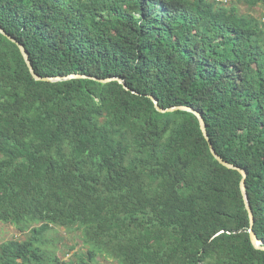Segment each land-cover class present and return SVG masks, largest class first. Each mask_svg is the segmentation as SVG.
Here are the masks:
<instances>
[{
	"label": "trees",
	"instance_id": "trees-1",
	"mask_svg": "<svg viewBox=\"0 0 264 264\" xmlns=\"http://www.w3.org/2000/svg\"><path fill=\"white\" fill-rule=\"evenodd\" d=\"M264 0H0V264H264ZM121 79L102 83L99 80ZM96 78L98 80H94ZM55 228L86 251L62 261ZM53 239V238H52ZM54 240V239H53Z\"/></svg>",
	"mask_w": 264,
	"mask_h": 264
},
{
	"label": "water",
	"instance_id": "water-1",
	"mask_svg": "<svg viewBox=\"0 0 264 264\" xmlns=\"http://www.w3.org/2000/svg\"><path fill=\"white\" fill-rule=\"evenodd\" d=\"M0 32L5 36L7 37L10 41H12L13 43H16V45L19 47L27 65H29V69L31 70V74L32 76L34 77V79L36 81H39V82H51V83H54V82H58V81H61V80H64V79H71V78H84L85 76H81V75H71V76H68V77H42L40 76L36 71H35V66H33L32 62H31V59H30V55H29V52L26 50V48L24 47V45H22L20 42H18L15 38H13L12 36H10L9 34H7L3 29L0 28ZM94 80H98L96 78H93ZM100 82L102 83H109V82H112V81H117L119 82L120 84L124 85L125 89H128L126 84L121 80V79H118V78H111V79H104V80H99ZM151 99L154 101L155 103V106L157 108V110L161 113H167V112H173V111H177V110H181V111H188V112H191L193 113L194 115H196V117L198 118L199 120V123H200V127H201V130L205 136V138L209 141V146H210V150H211V153H213L212 155L215 157V159L220 163L222 164L224 167L228 168V169H231V170H236L238 171L243 179H242V182H241V190H242V194H243V198H244V201H245V205H246V209L249 213V217H250V225H251V229H250V237H251V241L253 243V245L255 246V248L259 249V250H263L264 251V241H261L258 239L257 235L255 234V231H254V225H255V215H254V212L252 210V207L249 203V199H248V194H247V184H246V180L248 178V173L247 171H245L244 169L224 160L215 150L213 144L210 142L209 140V135H208V131H207V125H206V122H205V119L203 117V114L193 108H190V107H186V106H178V107H174V108H169V109H163L161 108V106L159 105V101L155 98V97H151Z\"/></svg>",
	"mask_w": 264,
	"mask_h": 264
},
{
	"label": "rangeland",
	"instance_id": "rangeland-1",
	"mask_svg": "<svg viewBox=\"0 0 264 264\" xmlns=\"http://www.w3.org/2000/svg\"><path fill=\"white\" fill-rule=\"evenodd\" d=\"M239 8L243 14H253L256 17H262L264 14V8L260 7H257L255 10H251L246 5L241 4ZM78 234L79 233L75 230L55 228V230L48 234L50 237V247L48 249L56 252L62 261L68 260L74 253L72 252L67 254L68 248L75 247V252L78 250L80 252L86 251V248L83 246ZM27 236H29L28 233H22L16 227L0 222V245L8 241H23L27 238ZM99 263L111 264L110 261H106L104 259H99Z\"/></svg>",
	"mask_w": 264,
	"mask_h": 264
}]
</instances>
